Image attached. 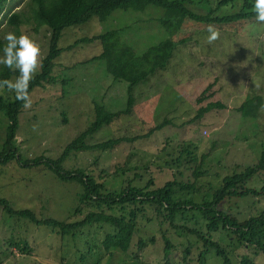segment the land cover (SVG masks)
Wrapping results in <instances>:
<instances>
[{
    "label": "rangeland",
    "instance_id": "obj_1",
    "mask_svg": "<svg viewBox=\"0 0 264 264\" xmlns=\"http://www.w3.org/2000/svg\"><path fill=\"white\" fill-rule=\"evenodd\" d=\"M183 2L192 11L210 16L227 14L240 6V0L221 5L217 0ZM34 6L32 0H6L0 10L3 47L4 35L11 31L33 38L42 56L47 52L48 26L33 28ZM162 11L151 3L141 10L115 8L103 20L91 15L61 29L56 42L61 50L53 58L50 79L29 91L32 107L22 106L16 115L14 145L20 159L55 158L93 119L94 103L110 111L123 108L127 82L110 75L104 58L89 59L101 50V43L97 38L87 40L116 28L120 41L135 54L166 37L175 41V46L164 68L132 85L130 111L101 125L84 140L93 143L114 136L138 137L105 149L72 151L63 159V168H81L100 181L103 191H118L129 184L140 186L148 179L150 187L172 178L193 182L191 189L173 187L172 198L201 201L210 197L223 175L256 162L264 149V24L258 23L255 15L220 22L185 17L169 33L159 22ZM11 12L19 18L17 25L6 20ZM210 24L220 32L213 44L206 41ZM247 94L261 98L253 116L235 109ZM0 95L12 98L14 93L5 90ZM215 100L222 106L203 110L208 101ZM163 118L167 122L154 129L152 126ZM6 123L0 110V145ZM246 185L257 190L264 187V169ZM81 192L79 181L58 178L40 161L24 165L10 158L0 162V196L13 208H30L37 217L74 220L89 210L101 209L126 215L133 206L123 203L108 208L92 199L80 201ZM136 205V226L126 250L102 247L100 241L110 229L104 222H90L60 234L55 228L11 215L0 205V264H138L139 259L160 264L165 258L163 235L171 243L168 264H222L214 248L196 241L193 230L215 239L232 264H243L242 256L249 259L247 264H264V255L257 247L238 244L233 233L221 230L213 221L205 222L192 209L177 212L171 221L157 215L150 203ZM217 207L242 222L250 214L264 212V192L225 197ZM138 238L143 242L140 247L136 245ZM202 250L200 263L197 256Z\"/></svg>",
    "mask_w": 264,
    "mask_h": 264
},
{
    "label": "trees",
    "instance_id": "obj_2",
    "mask_svg": "<svg viewBox=\"0 0 264 264\" xmlns=\"http://www.w3.org/2000/svg\"><path fill=\"white\" fill-rule=\"evenodd\" d=\"M34 6V26L36 30L41 24H46L48 33L47 52L41 57L42 67L36 73L34 79L30 82L29 91L36 85H41L43 81L50 79V71L53 65V58L58 55L61 48L57 47L56 42L60 35L61 29L70 24L81 23L87 20L91 15H95L98 20H103L115 8H130L133 10H141L148 3L157 5L162 8L159 16L161 26L166 28L169 33L175 31L185 17L197 21H229L242 17L255 15L250 9L253 0H240V6L236 11L223 14L220 16H210L208 14H198L189 9L183 0H32ZM6 0H0V10ZM232 0H217L216 4L231 3ZM6 20L17 25L19 18L15 12L8 14ZM97 38L101 43V50L92 55L89 59L104 58L107 71L115 79H122L127 82V96L123 108L110 111L99 103L93 104V119L88 125L78 132L71 140H69L55 158H42L35 156L31 159H20L19 153L14 145V135L17 127L16 115L22 107V102L12 98H2L0 95V110H2L7 118L4 130V138L0 145V162H5L10 158H14L21 164H37L39 161L45 164L60 179H75L80 182L82 192L79 195L80 201L94 200L97 205L111 207L116 204L131 203L133 206L128 209L127 214H113L104 210H89L81 218L74 220H61L54 217H37L30 208H13L7 198L0 196V205L9 214L18 215L29 219L36 224H44L51 228H55L60 234L71 233L83 225L90 222H104L109 225L102 239L101 245L104 249L110 247H118L126 250L131 243L132 234L136 226L135 218L140 205L144 202L154 206L157 215L171 220L177 212L192 209L196 211L205 222H215L221 230L233 233L235 241L240 245H252L257 247L264 255V212L258 211L248 215L238 222L234 217H230L217 207V204L225 197L246 195H256L264 192L261 185L257 190L255 186H248L246 182L250 180L256 173L264 169V149L261 150L256 162L247 165L241 171H234L230 174L222 176L220 183L215 187L209 198L195 201L191 198L173 199V187L179 189H191L193 182L176 181L174 178L165 180L161 185L150 187L151 180L147 183L136 186L129 184L122 187L118 191H103L100 181L76 167L71 170L62 166L63 159L72 151L87 148L105 149L113 146L124 139H134L138 137L114 136L108 137L101 141L87 143L85 137L97 130L101 125L109 123L114 117L121 113H128L133 104V94L131 93L132 85L144 79L156 69L164 68L175 41L166 37L157 43L147 46L141 53L135 54L132 48L119 39L118 30L116 28L106 29L95 35H91L87 40ZM3 45L0 43V48ZM16 77L18 72L10 71L0 66V79H8L9 76ZM261 104V98L258 95H245L242 101L235 107L243 115H255ZM214 106H222L220 102L208 101L203 110ZM167 122L163 118L159 123L154 124V129L159 128ZM150 129L146 131V134ZM145 135V134H144ZM193 230V229H192ZM196 234V241H201L203 247H212L214 252L221 258L222 264H232L224 248H222L215 239L202 235L200 232L193 230ZM163 255L164 260L160 264H168L166 258L171 243L169 239L163 235ZM143 242L140 238L136 240L138 247ZM205 250L199 251L197 259L200 263L203 261L201 254ZM201 253V254H200ZM247 259L242 256L241 263L247 264ZM138 264H156L147 260L139 259ZM127 264V263H125Z\"/></svg>",
    "mask_w": 264,
    "mask_h": 264
},
{
    "label": "clouds",
    "instance_id": "obj_3",
    "mask_svg": "<svg viewBox=\"0 0 264 264\" xmlns=\"http://www.w3.org/2000/svg\"><path fill=\"white\" fill-rule=\"evenodd\" d=\"M252 11L258 23L264 24V0H253ZM206 41L213 44L220 38V32L214 25L207 27ZM6 42L2 54H0V66L10 71L18 72L15 79H0V92L14 93L15 99L22 102L24 109L32 107V99L29 94L30 82L42 67V52L40 45L29 35H17L7 32L4 35ZM36 130V126H33Z\"/></svg>",
    "mask_w": 264,
    "mask_h": 264
}]
</instances>
